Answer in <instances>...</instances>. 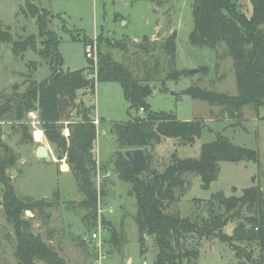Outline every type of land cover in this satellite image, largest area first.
<instances>
[{"label":"rangeland","instance_id":"obj_1","mask_svg":"<svg viewBox=\"0 0 264 264\" xmlns=\"http://www.w3.org/2000/svg\"><path fill=\"white\" fill-rule=\"evenodd\" d=\"M29 1L54 16L49 27L56 32L60 42L58 50L65 70L88 69L87 77L93 78L95 64L86 58L85 48L94 40L98 44V53H108L117 62L127 61L129 68L139 77L147 67L154 66L157 58L161 59L152 83L158 87L148 99L151 109L173 114L179 121H202L205 127L192 146H185L174 139H163L160 144H155L150 152L151 166L156 170L162 172L174 154L181 159H198L201 146L216 141L219 135L234 146L258 152L259 164L221 163L218 178L208 190L202 188L199 176H187L189 186L184 192L177 190L178 199L167 212L179 213L202 227L209 219L214 195L240 196L244 189L254 185H259L264 193V108L256 112L250 106L245 107L240 118L232 119L224 115L221 108L211 107L184 94L190 87H200L237 95L233 61L223 57L225 48L218 49L221 57L217 58L216 51L190 43L194 28L193 5L197 0H0V35L9 34L13 42L34 37L37 49L42 50L44 39L39 37L36 18L27 6ZM238 5L251 16L252 7L248 0H240ZM173 33L177 35L174 66L170 64L169 57L154 51ZM117 43H120L119 47H113ZM141 45L148 46L150 54L143 53ZM193 70L198 72L191 74ZM174 71L182 72L178 81L167 79ZM51 74L48 61L37 52L29 49L17 56L12 42L0 38V128L4 144L16 158V164L8 170V175L20 199L31 203L43 200L46 205L45 214L35 210L23 216L30 222L31 235L42 237L66 264H94L93 243L88 241L89 224L84 221L86 212L80 205L84 195L66 160L58 159L55 147L45 135L41 143L35 141L32 122L35 121L38 129L42 130L38 112H30L23 120H17L12 111V101L25 94L33 82H42ZM162 79H166L165 89L160 83ZM78 102L95 108L92 115L98 130L95 183L105 195L99 199L97 224L91 232L101 231L106 244L104 264H129L130 259V264H154L158 252L155 240L148 238L145 251H142L138 229L131 218L137 211L132 186L120 181L114 171V163L123 151L117 135L111 132L113 124L127 122L135 116L143 117L145 111L131 110L121 85L116 82L98 83L95 93L80 91ZM9 106L12 107L8 109ZM64 134L68 136L69 130L65 129ZM40 147L49 149V160L37 157L36 151ZM214 209L217 214L225 212L218 206ZM238 223L239 220H232L224 234L232 236ZM112 228L124 232L126 243L120 250L109 244ZM16 246L15 229L6 218L0 184V264H17ZM184 247L197 255L184 259L182 264H253L260 257L257 243L229 244L208 236L193 235L184 242ZM239 249L252 252V259L239 253ZM37 264L44 263L37 261Z\"/></svg>","mask_w":264,"mask_h":264},{"label":"trees","instance_id":"obj_2","mask_svg":"<svg viewBox=\"0 0 264 264\" xmlns=\"http://www.w3.org/2000/svg\"><path fill=\"white\" fill-rule=\"evenodd\" d=\"M239 1L197 0L193 5L194 28L189 38L193 46L216 51L217 58L221 57L218 49L225 48L223 57H229L233 61L237 95L221 94L200 87H190L184 91L193 100L221 108L223 114L232 119L240 118L245 107L250 106L256 112L264 108V0H248L252 7L251 16L241 10ZM27 6L36 18L39 37L44 39L43 49H37L34 37L14 42L9 34L0 35V38L12 42L13 52L17 56L29 49L37 52L48 61L52 74L42 82H33L25 94L12 101V111L17 120H23L30 112L39 113L46 139L55 147L58 159L66 160L84 195L80 205L86 212L84 221L89 224L88 231H92L97 224L99 199L105 192L98 190L95 183L98 172L95 157L98 130L92 118L95 108L78 102V95L84 90L95 93L98 83L116 82L121 85L131 110L145 111L143 117L135 116L111 127V132L117 135L118 144L123 151L114 163V171L120 181L132 186L137 211L131 218L138 229L141 250L145 251L147 239L153 237L158 250L154 264H182L184 259L189 260L197 255L196 252L187 250L184 242L193 235L208 236L229 244L257 243L260 257L253 264H264V193L259 185L244 189L240 196L226 197L223 193L214 195L209 219L202 227L190 218L181 217L179 213L167 212L178 199L177 190L184 192L189 186L187 176H199L202 188L208 190L218 178L221 163L259 164L258 152L234 146L230 142L229 147L224 148L220 144L224 138L219 135L216 141L201 146L198 159H181L174 154L162 172L156 170L151 166L150 152L155 144H160L163 139H174L180 140L185 146H192L205 127L202 121H179L173 114L151 109L148 99L153 94L152 83L161 59L157 58L154 66L147 67L142 77L129 68L127 61L117 62L110 54L100 51L94 71L95 78L87 77L88 69L65 70L58 50L60 42L56 32L49 27L54 16L30 1ZM176 39L177 35L173 33L159 49L154 50L169 57L173 66L176 62ZM144 41L147 42L148 38L145 37ZM119 45L117 43L113 47ZM140 49L143 53L150 54L148 46L141 45ZM89 65L92 66L90 61ZM181 76L182 72L174 71L167 79L178 81ZM165 82L166 79L160 81L163 88ZM65 129L69 130L68 136L64 134ZM3 136L0 128V184L3 188L4 212L16 233L17 264H37V261L44 264H66L42 237L31 235L30 222L23 216L26 211L33 213L35 210L45 214L46 205L43 200L31 203L16 195L13 181L8 175V170L16 164V158L13 151L4 144ZM138 149L144 150L146 155L144 177L135 175L131 162L124 155L127 150ZM215 206L223 208L225 212L217 214ZM235 219L239 223L232 236L224 234V229ZM124 243L126 238L123 230L112 228L109 244L120 250ZM239 253L252 259V252L246 253L239 249Z\"/></svg>","mask_w":264,"mask_h":264},{"label":"built area","instance_id":"obj_3","mask_svg":"<svg viewBox=\"0 0 264 264\" xmlns=\"http://www.w3.org/2000/svg\"><path fill=\"white\" fill-rule=\"evenodd\" d=\"M85 55L87 59L93 60L95 64V70L98 64V44L97 41L94 40L92 43L88 44L85 48ZM96 75L93 76L95 78ZM142 113L144 112L143 109L140 110ZM32 126L35 129L34 131V138L37 143H41L44 138V132L37 127V123L34 121L32 122ZM38 133L40 134L38 136ZM101 214L102 211L99 210ZM101 229V224H99V230ZM101 231L90 232V236L88 237V241L93 243V249L95 253L94 264H104L106 260V250H105V241L100 235Z\"/></svg>","mask_w":264,"mask_h":264},{"label":"water","instance_id":"obj_4","mask_svg":"<svg viewBox=\"0 0 264 264\" xmlns=\"http://www.w3.org/2000/svg\"><path fill=\"white\" fill-rule=\"evenodd\" d=\"M198 72V70H193L191 71V74H196ZM158 86H153L152 89L153 91L157 90ZM16 89V87L14 88V90ZM221 146H223L224 148H228L229 147V142L228 141H222ZM36 155L39 159H45V160H49L50 159V152L49 149L47 147H40L37 149L36 151ZM125 157L127 158V160H129L133 166V170L135 175L140 176V177H144L145 176V171H146V155L144 150L142 149H138V150H127L124 152ZM31 212L30 211H26V215H30Z\"/></svg>","mask_w":264,"mask_h":264},{"label":"crops","instance_id":"obj_5","mask_svg":"<svg viewBox=\"0 0 264 264\" xmlns=\"http://www.w3.org/2000/svg\"><path fill=\"white\" fill-rule=\"evenodd\" d=\"M108 176H109V175H108ZM90 232H91V231H89V233H90ZM128 263H129V264L132 263V260L130 259Z\"/></svg>","mask_w":264,"mask_h":264},{"label":"bare ground","instance_id":"obj_6","mask_svg":"<svg viewBox=\"0 0 264 264\" xmlns=\"http://www.w3.org/2000/svg\"><path fill=\"white\" fill-rule=\"evenodd\" d=\"M40 134L38 133V136H39Z\"/></svg>","mask_w":264,"mask_h":264}]
</instances>
